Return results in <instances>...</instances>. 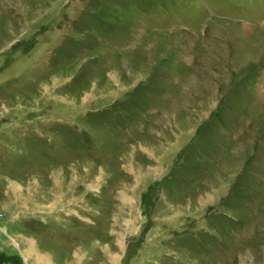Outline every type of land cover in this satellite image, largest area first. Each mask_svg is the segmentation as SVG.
Here are the masks:
<instances>
[{
  "label": "rangeland",
  "instance_id": "rangeland-1",
  "mask_svg": "<svg viewBox=\"0 0 264 264\" xmlns=\"http://www.w3.org/2000/svg\"><path fill=\"white\" fill-rule=\"evenodd\" d=\"M47 260L264 264V0H0V264Z\"/></svg>",
  "mask_w": 264,
  "mask_h": 264
},
{
  "label": "bare ground",
  "instance_id": "bare-ground-1",
  "mask_svg": "<svg viewBox=\"0 0 264 264\" xmlns=\"http://www.w3.org/2000/svg\"><path fill=\"white\" fill-rule=\"evenodd\" d=\"M24 241H25V240H24ZM62 245H63V244H62ZM47 258H48V257H45V258L43 257V259H45V260H46ZM47 261H48V260H47ZM49 261H50V260H49ZM49 261H48V262H42V264H50Z\"/></svg>",
  "mask_w": 264,
  "mask_h": 264
}]
</instances>
